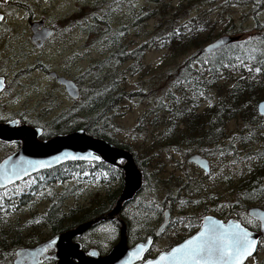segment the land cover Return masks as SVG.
I'll list each match as a JSON object with an SVG mask.
<instances>
[{
    "label": "rangeland",
    "instance_id": "1",
    "mask_svg": "<svg viewBox=\"0 0 264 264\" xmlns=\"http://www.w3.org/2000/svg\"><path fill=\"white\" fill-rule=\"evenodd\" d=\"M164 1L169 11L184 2L182 9L176 11L182 19L206 18L211 23L212 39L221 34H239L242 40L253 42L255 36L264 30V0L254 10L252 4L236 0ZM153 8L156 4L149 0H10L1 8L6 18L0 28V48L5 46L0 54L10 56L14 51L10 60L20 61V69L25 68L17 76H14L17 71L12 72L11 94L6 97L7 101L13 99L11 109H27L26 120L44 133H51L40 136V139L62 133L53 125L59 117L70 120L73 125L95 118L93 122L102 127L103 133L112 140L110 142L127 145L129 149L122 148L143 162L142 167H138L142 173V187L135 198L122 203L117 217L126 221L129 238L134 241L145 238L147 233H155L162 221L163 210L170 211L169 222L163 234L151 245L149 256L191 234L200 225L202 215L218 216L220 210L225 211L227 217L235 218L236 213L241 214L233 210L231 203L235 189L226 182L231 179V183L236 184V179L254 166L253 163L264 160V138L247 146L237 145L236 157L219 152L206 156L210 163L208 173L186 162L191 153L198 152L191 143L149 147L167 128L155 120L160 113L157 109L159 102L168 101L166 92L173 90L178 66L196 52L190 49L184 53H172L151 44L150 39L166 28L165 18L160 14H145L147 9ZM92 16L105 20L109 31L99 35L87 32L84 28ZM31 18L45 19L58 26L57 35L42 50L31 43L28 25ZM258 22L261 23L260 31L257 30ZM7 45L11 46L10 52L4 51ZM139 47L140 52L132 57L131 53ZM38 61L48 63L53 70L74 79L79 86V97L72 100L56 80L40 72L36 68ZM13 66L14 70L17 69L15 64ZM102 91L111 92L117 99L100 115L101 108L93 111L89 102ZM209 97V101L202 100L200 109L214 100L216 92L210 91ZM242 126L243 122L238 118L227 122L231 136L236 135ZM181 128L179 124L178 129ZM10 150L11 147L0 144V160ZM90 173L75 172L65 181L41 184L40 189L23 203H15L7 218L12 222L22 221L33 211L41 216L52 203V194L61 195L66 191L63 205L65 212H70L71 208L76 209L95 198H105L119 184L115 180L101 182L104 174L99 170L93 175ZM262 179L264 182V176ZM30 180L27 177L0 192L21 191L30 186ZM177 181L179 185L186 183L185 188H173ZM189 188L192 191L185 194ZM196 220L197 225L189 226ZM238 220L244 226L258 229V222L247 214H241ZM90 237L105 254L118 239L117 224L105 221L90 232ZM258 243L255 254L244 264H264V238Z\"/></svg>",
    "mask_w": 264,
    "mask_h": 264
},
{
    "label": "trees",
    "instance_id": "2",
    "mask_svg": "<svg viewBox=\"0 0 264 264\" xmlns=\"http://www.w3.org/2000/svg\"><path fill=\"white\" fill-rule=\"evenodd\" d=\"M149 1L155 3L156 8L147 9L145 14H154V12L160 14L165 18L166 25L164 32L150 39L151 44L172 53H184L190 49L196 51L178 66L177 75L172 83L173 90L166 92L168 101L159 102L157 109L160 113L155 120L157 124H163L167 128L149 147L164 145L174 147L181 143H191L190 145L204 156H213L219 152L233 154L236 157L237 145L247 146L253 141L263 139L264 120L256 111L257 102L264 98V34L262 35L264 30L260 31L261 23L258 22L257 30L260 32L253 42L239 39L217 51L199 54L200 47L213 37L209 31L211 23L203 17L182 19L183 17L176 11L182 9L184 2L169 11L166 9L167 3L164 0ZM236 1L252 4L254 10L263 0ZM141 18L143 17L139 19ZM84 29L92 34H98L109 31V25L102 18L92 16ZM140 48L131 53L132 57L140 52ZM257 68L260 71H256ZM222 80L224 83H221ZM213 90L216 92L214 100L200 109L202 100L209 101L210 91ZM115 98L109 91L98 92L89 102V107L93 111L101 108L99 113L101 115L111 103L115 102L117 99ZM60 118L62 117L53 121L57 132L63 133L83 128L96 137L112 141L103 133L102 127L93 122L95 118L90 119V122L77 125L70 123V120ZM235 118L240 119L243 126L236 135L231 136L227 130V122ZM179 124L182 125L181 129H178ZM49 134L51 133L43 132V137ZM114 144L129 149L127 145L118 142ZM134 159L137 166L141 168L143 162L135 155ZM253 165L236 179V184L231 183V179L226 182L229 187L234 186L235 189V193L232 194L234 196V201L231 203L234 209H232L241 214H246L249 206H264V182L262 181L264 160L256 161ZM84 167L83 162H66L34 173L30 176V186L24 187L21 191L0 192V264H10L17 247L32 246L60 230L76 226L80 222L110 210L118 198L121 183L117 184L113 192H108L105 198H95L91 202L77 206L76 209L71 208L70 212H65L63 205L66 191L61 195L52 194L50 197L53 199L52 203L41 216L33 211L22 221L12 222L7 218L14 204L23 203L40 189L41 184L46 185L52 181L63 180L72 172L84 171L86 169ZM185 186L186 183L179 185L177 181L173 188L178 187L175 189L179 190ZM0 190L3 189L0 188ZM191 191L192 188H189V192L185 194ZM181 199L185 198L181 197ZM241 214L236 213L235 218L240 219ZM217 215L223 219L228 216L223 210H220ZM193 224L197 225V220L189 226Z\"/></svg>",
    "mask_w": 264,
    "mask_h": 264
},
{
    "label": "water",
    "instance_id": "3",
    "mask_svg": "<svg viewBox=\"0 0 264 264\" xmlns=\"http://www.w3.org/2000/svg\"><path fill=\"white\" fill-rule=\"evenodd\" d=\"M38 24H41V22L37 24L36 22H33L30 24L32 32L31 39L35 43L37 40H40L37 44L41 45L42 42L52 34V29L42 27L40 30H37L36 28ZM239 38V34L218 35L211 41L202 45L198 53L204 54L216 51ZM51 75L63 85L66 94L70 98H78L80 93L79 87L72 79L57 75L55 72H52ZM256 110L264 120V98L258 101ZM41 133L42 129L40 127L26 123L18 124L17 120H11L4 124H0V140L21 141V144L16 151L0 160V187L10 185L32 173L56 166L67 160H102L109 165H117L118 160H123L124 162L121 164V169L123 171L122 187L114 207L107 213L81 222L72 229L63 233L55 234L51 238L34 246L17 248L14 252L15 254L12 264H39L41 258L47 257L45 254L47 248L56 249V252L53 254V258L57 260L56 264H135L149 249L152 242V236L148 235L144 240L128 245L125 224L123 220L120 218L118 219L117 217V213L121 208L122 203L132 200L142 187V173L135 163L132 153L125 148L110 143L106 139L93 136L82 128H77L66 133H58L46 139L39 138ZM18 161L24 162L25 167H27V172H21L18 178L13 176L10 180L4 179L5 171L10 169ZM186 161L193 163L204 172H208L210 169L208 158L199 153L190 154L186 158ZM169 214L168 209L163 210V220L157 227L155 231L156 234L160 233L167 224ZM247 214L258 221V231L245 227L233 217L222 220L217 216L205 214L201 216V223L195 232L172 245L167 250L160 251L155 256L145 259L141 264H149V261L157 260L162 253H168L172 248L179 247L185 240H189L195 236L205 223H210L212 221H218L225 227L230 223L239 224L250 233V238L255 241V244L249 254L241 258L240 264H244L246 259L254 254L259 237H264V227L261 226V224H264V208L251 206L247 208ZM107 219H117L120 226L118 240L105 254H100L95 248H91L85 253L81 250L79 243L71 241V238L82 234L93 224L100 220ZM52 241H55V243H51ZM91 253H94V255ZM129 253H132V255L130 256ZM72 259H76L77 262L73 263Z\"/></svg>",
    "mask_w": 264,
    "mask_h": 264
},
{
    "label": "flooded vegetation",
    "instance_id": "4",
    "mask_svg": "<svg viewBox=\"0 0 264 264\" xmlns=\"http://www.w3.org/2000/svg\"><path fill=\"white\" fill-rule=\"evenodd\" d=\"M9 1L10 0H0V15H1L0 28H1V26L4 23L5 18H6L5 12H3V10L1 8H2V6L5 3L9 2ZM33 22H36V24L41 22V24L37 25V28H36L37 30L38 29L40 30L42 27H47V28L52 29V34L50 36H48L42 42L41 45L37 44V43L40 42V40H37V42L35 43L31 39L32 32H31L30 24L33 23ZM28 25H29V30L31 32V34H30L31 43L34 45V47L36 49H39V50H42L48 44V42L53 37H55L57 35V33L59 31L58 26L56 24H52L49 21H46L45 19L36 20L34 18H31V19L28 20ZM2 47H5V46H2ZM10 47L11 46L7 45L6 48H5L6 50H4V51L10 52V50H11ZM1 48H0V52L2 51ZM11 52H12V54H14V51H11ZM15 52L17 53L18 51L16 50ZM12 54L10 55L11 57H13ZM10 56L7 55V56L3 57L2 54H0V84H1V88H0V124H4V123H6L8 121H11V120H17L18 124H22V123L31 124L25 118V113H26L27 109H19V108L11 109L13 107V106H11V101H13V99L7 101L8 99L6 98L7 96H10V94H11V76H12V72L13 71H17L14 74V76H17V73H21L22 70H25V68L24 69H20V68H22V67L19 66L20 61H17L14 58H11V60H10ZM13 64H15L17 66V69H15V70L13 69V68H15L13 66ZM36 68L40 69V72H43L49 78H52L54 80H56V78L53 75H51L52 72H55L57 75H62V76L67 77L66 75L60 74L57 71L53 70L51 65H49L48 63L42 62V61H38ZM67 78H70V77H67ZM70 79H72V78H70ZM72 80H74V79H72ZM17 82L20 84L19 81H17ZM60 86L62 87L63 85H60ZM0 144L4 145V146H7V147H11V150L8 153H12V152L16 151L19 148V146L21 144V141L20 140H14V141H3V140H0ZM8 153H6L5 155H7ZM117 163H118L117 165L110 166V165H107V164H105V163H103L101 161H96V160L85 162L83 164H84V166H87V168H86L87 171H84V174L87 175V172L89 171V172H91L90 175H93V172L95 170H99L100 172H102L104 174V177H102V179H100L101 182L102 181H107V180L108 181L109 180H111V181L115 180V182L117 181V182L122 184V182H123V171L121 169V164L123 163V160H118ZM74 175H75V173L72 172V173L68 174L66 176V178L63 179L62 181H65L66 179H68V178H70L71 176H74ZM108 175H110V176H108ZM105 221H110V222H113L114 224H117V228H118V231H119V225H118L119 223L116 221V219L100 220L99 222L95 223L92 227L88 228L82 234L74 236L73 238H71V241L79 243L81 250L83 252H85V253L89 249L95 248V249L98 250V252L100 254H104L103 253L104 251H101L102 248L99 247L98 243H95V242L93 243V241L95 239L90 237V232L95 230V229H97L99 227V225H101ZM123 222H125L124 223L125 224V228H126L125 229V233H126V238H127L128 245H132L133 243L144 239V237H140L139 239H135L134 241H132L129 238L130 233H129V229H128V226L126 224V221L123 220ZM73 227H69V228L60 230V231L56 232L55 234L63 233L65 231L69 230V229H72ZM163 231H164V229L158 234L151 233V232L147 233L148 235L152 236L151 245L154 244V242L163 234ZM55 234H53V235H55ZM147 234L145 235V237L148 236ZM50 237H48V238H50ZM48 238H46V239H48ZM46 239H44V240H46ZM44 240H41V241H44ZM117 240L118 239L116 238L112 244L116 243ZM165 248H167V247H164L162 249H165ZM55 252H56L55 248H47L46 251H45V254L47 255V257L46 258H41V261L39 262V264H56L57 260L53 258V254ZM146 257H148V254H146L144 256V258H146ZM72 261H73V263L77 262L76 259H72ZM139 263H137V264H139Z\"/></svg>",
    "mask_w": 264,
    "mask_h": 264
},
{
    "label": "snow or ice",
    "instance_id": "5",
    "mask_svg": "<svg viewBox=\"0 0 264 264\" xmlns=\"http://www.w3.org/2000/svg\"><path fill=\"white\" fill-rule=\"evenodd\" d=\"M21 172L26 173L27 167L23 161H18L5 171L3 178H18ZM261 226L264 227V224ZM254 244L250 233L239 224L230 223L225 227L218 221H212L205 223L191 239L185 240L168 253H162L157 260L149 261V264H240L241 258L249 254Z\"/></svg>",
    "mask_w": 264,
    "mask_h": 264
}]
</instances>
